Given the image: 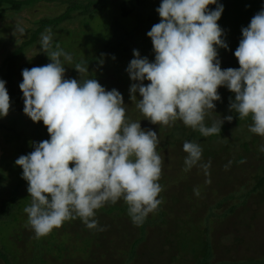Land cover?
<instances>
[{"label": "clouds", "instance_id": "9594fccd", "mask_svg": "<svg viewBox=\"0 0 264 264\" xmlns=\"http://www.w3.org/2000/svg\"><path fill=\"white\" fill-rule=\"evenodd\" d=\"M155 11L160 21L146 33L154 60L133 49L125 69L132 81L129 99L144 119L159 125L179 119L204 137L220 133L233 115L211 127L204 121L208 110L215 111L214 102L221 100L218 88L226 87L234 94L229 111L241 119L251 115L249 131L264 137V6L241 28L233 53L239 67L226 69L221 68L218 51L230 50L226 32L217 23L224 12L219 0H161ZM14 31L25 34L19 25ZM51 31L45 29L40 39V52L51 62L23 69L19 84L23 113L33 122L42 121L49 134L47 140L30 142L33 151L14 162L28 183L31 205L24 208L28 223L37 238L75 217L94 229L98 221L90 218L95 210L123 198L132 222L139 226L161 202L158 135L143 129L141 120L126 118L124 97L117 89L106 90L94 78H66L61 57L71 62L72 56L58 43L53 48ZM106 55L101 54L98 66H103ZM74 69L79 74L89 71L80 63ZM9 110L6 81L0 79V118ZM182 150L188 154L186 170L201 160L198 143L185 141ZM209 166L210 161L201 165Z\"/></svg>", "mask_w": 264, "mask_h": 264}, {"label": "rangeland", "instance_id": "374dc122", "mask_svg": "<svg viewBox=\"0 0 264 264\" xmlns=\"http://www.w3.org/2000/svg\"><path fill=\"white\" fill-rule=\"evenodd\" d=\"M64 1L66 0L37 2L31 8L24 9L19 13L8 12L0 15V68L7 55L19 48L24 39L29 38L33 29L37 28V21L44 17L56 16L64 10ZM117 2L106 3L108 4L107 12L98 15L87 26L82 27V24L76 22L63 24L60 27L64 29L76 28L77 30L73 32L59 31L58 37H55L56 34L51 31L52 43H59L60 48L72 56L71 62L63 61V57H61L65 68H69V72H74L73 68L76 63L74 61L89 58L88 54L91 53L96 54L95 51L99 50L104 42L112 36L113 28L117 32L121 29L134 31L133 49L139 50L142 57L146 56L150 61L154 60L152 42L146 33L160 21V17L150 21L151 19L144 16L151 9L150 5L144 6V12L140 13L135 9L134 13L123 15ZM17 25L25 29L23 36L14 31ZM43 34H46L45 30ZM133 49L123 57L117 55L115 60H110L111 66L108 68L109 75L116 79V73H119L118 76L127 81L125 86L121 85L118 89L122 95L127 93L132 83L125 69L133 59ZM224 50H218L219 57L223 55V52H229V50ZM40 53L39 45L27 48L17 59L16 69L20 68L22 72L25 68L42 66ZM50 62L46 56L44 64ZM4 72V69L0 72V79ZM65 77H67L66 74ZM20 79L22 81V75H20ZM144 83L147 84V81ZM136 95L137 99H140L139 94ZM127 103L125 102V104ZM129 120L136 121V118L130 117ZM0 122L2 124L0 148L3 150L0 160L1 203L12 195L14 187L21 180L22 169L17 166L13 170L12 166L15 165L14 162L20 155H26L33 151L30 146L32 141L27 134L31 135L34 132L33 138H35V131L32 129L33 121L23 112L11 111L6 117L0 118ZM160 127L165 128L164 136H158L163 147L157 148V153L162 158V172L158 181L162 191L157 197L161 201L160 206L158 205L156 210L148 214L144 220L146 224L143 222L137 226L127 219L125 221V226L133 231V238L141 233L144 226L154 222L149 225L147 240L139 247L133 246V241L128 240L127 236L118 230L116 218L106 217L103 206L95 210V215L91 219L104 222L105 232L108 234L104 250L105 252L109 251L110 256L107 259L100 258L97 264H105L106 261V264H127L129 258H133L130 261L131 264H150L149 262L179 264L182 261L186 263L185 256L188 254H192L198 260H201L202 256L209 252L211 254V243L213 244V262L219 259L237 262L259 258L264 253V201L254 199V196L244 200V197L254 194H247L246 191L254 185L252 178L255 171L252 167L254 168L258 164L255 158L248 155L242 165H237L229 156L228 159L226 158V164L222 160H215L211 161L207 169L201 167V164H197L186 170L184 161L181 163L183 150L175 151L172 149L173 146H166L164 142L167 140L164 138L171 135L169 133L170 125L158 124L157 128L160 129ZM235 134L234 129H229L223 138L217 141L216 145L221 146ZM167 148L169 149L165 151ZM226 165L228 167H225ZM17 171L20 175L16 173ZM10 172L12 173L8 175ZM27 187V184L20 187L18 194H26ZM29 198L31 200L30 196ZM20 200L23 199L20 198ZM123 203L126 202L122 198ZM232 209L234 211L225 217L224 214ZM163 213L164 222L160 223L159 220L161 221ZM70 220L72 219L66 220L60 227L54 228L48 235L37 238L28 223V215L19 213L13 223H9L7 220L0 222V249L4 248L10 253H15L18 257L30 259L33 264L38 263L37 258H40L38 256L45 255L48 261H56L54 264H70L66 259L70 256L76 258L74 264H93V260L97 259V256H92V254L97 250L94 248L92 254H88L86 250V246L94 235L93 230L87 228L83 222L82 228H77L80 227L78 221L71 223ZM65 225L67 228L63 229L62 227ZM165 236L166 239L171 236L174 243L168 245L164 239ZM64 247L65 250H63ZM60 251H63L61 254L65 258L64 261L57 257L53 259L54 256H60ZM99 254L101 257L103 251H99ZM179 258H182V261ZM12 262L13 264H27L24 261L12 260ZM0 264H2L1 260Z\"/></svg>", "mask_w": 264, "mask_h": 264}, {"label": "trees", "instance_id": "16d2710c", "mask_svg": "<svg viewBox=\"0 0 264 264\" xmlns=\"http://www.w3.org/2000/svg\"><path fill=\"white\" fill-rule=\"evenodd\" d=\"M52 0H0V15L11 12V13H19L24 9L31 8L37 2H50ZM110 1H118L117 5L121 7L123 15L134 13L133 11L137 9L140 13L144 12V6L150 5L151 9L148 10L147 16L150 21L153 19H157L159 17L158 13L155 9L159 6L161 0H66L64 1V10L56 15V16H48L40 19L37 21V28H34L29 38L24 39L21 43L20 47L16 50L10 52L6 59L2 63V67L0 68V72L4 69L5 72L3 73L1 79L6 81V88L9 93L10 97V110L11 111H18L23 112L24 102H23V94L19 88V84L22 82L20 79L21 69H16V62L17 59L21 56V54L27 49L34 47L35 45L40 46V36L43 34V31L47 28H51L53 33H55V37H58L57 34L59 31H66V32H73L77 30L74 29H64L60 27L63 24H69L71 22H76L82 24V27L87 26L90 21L94 20L98 15L105 14L107 12V5L106 3ZM220 3L224 5V12L222 13L221 19L217 22L226 32V42L229 45V52H223L219 58L221 59V68H238L239 64L237 59L234 56V51L238 47L239 40L241 38V28L246 27L249 23L251 18L264 6V0H219ZM210 9H214L215 5H209ZM143 9V10H141ZM153 15V17H152ZM57 31V33H56ZM135 32L132 30H125L121 29L118 32L115 29H112V36L108 38L102 45V47L95 51L96 54H88L89 58L83 60H76L74 61L75 65L80 63L84 66L88 65V70L84 73H78L74 68V72H69V68L66 69V78H74L77 80L84 81L89 78L96 79L106 90H111L113 88L119 89L122 86H125L127 81L122 80L116 73L117 78L115 79L111 75H109V66H111L110 60H113L111 57L114 55L117 57H123L127 53L131 52L133 49L132 41L134 39ZM57 40V39H56ZM59 44V43H58ZM53 45H56L55 43ZM60 46V44H59ZM101 54H107L103 57L104 64L102 67L98 66V60L101 58ZM40 60L45 65L46 54L40 53ZM109 61V63H107ZM74 65V67H75ZM84 75V76H83ZM119 77V78H118ZM132 82V81H131ZM147 83H150L147 81ZM123 89V88H122ZM218 93L221 96L220 101L214 102L216 104L215 111L208 110L205 116V126L211 127L213 122H218L220 119H223L227 115H233V120L228 122L227 120L224 121L220 133H216L207 137L201 135L198 130H194L191 127L185 126L182 121L179 119L175 122H170V136L167 134V138H164L166 141V146H173V150L182 149V145L185 141L196 142L200 145L202 149V156L201 160L198 164H206L211 163V161L215 160H222L224 163H227V159L230 156L234 163L237 165H242L246 160V156L251 155L255 158L258 164L252 169H254L255 174L253 175L252 181L254 185L246 191L247 194L254 193L248 195V197H244V200H247L249 197L254 196V199L264 201V151H261V147L264 146V137H261L258 134L252 133L249 131V126L253 124L251 119V115L245 118H239V114L235 111H229V103L230 97L234 99V94L231 93L226 87L218 88ZM124 102H128L126 104V118L129 119L130 117L136 118V121H140L141 127L143 129H151L157 133L158 136H164L163 130L165 128L158 129V124H152L150 120L145 119L142 113L136 108L134 102L129 99V90L127 93L123 94ZM135 115V116H134ZM34 126L32 129L35 131V138L34 132L32 134H27L30 136L31 141L41 142L44 140L49 139V134L47 132L46 126L43 125V122H32ZM2 128V124L0 122V129ZM229 129H234L236 134L232 136L229 141L222 143L221 146L216 145L219 139H222L225 133ZM25 133V132H24ZM26 134V133H25ZM163 142V143H164ZM162 148L163 144L160 141L157 148ZM167 148L165 151H167ZM180 155V154H179ZM182 161H184V157L188 154L184 151L181 153ZM184 156V157H183ZM221 158V159H220ZM227 158V159H226ZM13 170L17 168L16 165L12 166ZM12 170V172H13ZM10 172L8 175H10ZM16 173H19L17 171ZM20 175V173H19ZM21 176V175H20ZM6 177V176H5ZM4 177V178H5ZM28 186L27 181L21 178L19 183L14 187L12 195L8 197V199L3 200L0 203V222L7 220L9 223H13L17 219V215L19 213L24 214V208L31 205V200L29 198L28 192L26 194L19 195L18 190L20 187L26 185ZM244 189V187H243ZM20 198L23 200L21 201ZM125 204V206H123ZM122 204V198L118 200L115 204H110L109 202L104 205L103 212L107 218L110 216L115 217L116 219V226L118 230L124 236H127L128 240H132L133 246L139 247L147 240V232L149 225L153 224L150 223L145 228L141 229V233H138L137 237L133 238V231L130 230L127 226H125L126 219L132 222L129 214H128V205L127 203ZM160 206V205H159ZM234 209L228 211V213L224 214L225 217L232 213ZM121 213V214H119ZM27 215V213H25ZM127 217V218H125ZM164 213L161 217V221L164 222ZM91 219V218H90ZM80 227L82 228V220L79 217H75L69 222H77ZM98 221V227L91 229L93 230V236L89 244L86 246V250L88 254H92V250L95 248L97 251L94 252L93 255L97 256L93 260V264H97L99 259H107L110 256V252L104 250L105 246L107 245V233L105 232V224L104 222ZM129 224V223H128ZM144 224H146L144 222ZM86 226V225H85ZM66 229L67 226L65 225L62 227ZM103 228L104 230H99ZM91 231H88L89 233ZM100 232V233H99ZM141 234V236H139ZM167 235V234H166ZM124 238V237H123ZM166 243L170 245L174 243V239L171 236L164 237ZM100 242V243H99ZM109 243V242H108ZM211 254L210 252L207 255H203L201 260L198 258H194L193 255L188 254L185 256L186 263L182 261V258H179L182 262L180 264H264V253L259 258H250L248 260L243 261H228L226 259H219L213 262V244L211 243ZM103 251L101 257L99 256V251ZM134 248V247H133ZM65 250V247L64 249ZM177 251V250H176ZM54 256L62 261L65 260L63 255ZM70 255V254H69ZM37 258L38 263L36 264H54L56 261H48L47 256H38ZM66 259L68 263L74 264L76 258L75 257H67ZM133 258H129L127 264H131ZM0 260L2 264H13L12 260H16L17 262H22L27 264H33L30 259L23 258L21 256L15 255V253H10L6 249H0ZM197 261H199L197 263ZM32 262V263H31ZM105 264L107 263L104 262ZM153 264L152 262H149Z\"/></svg>", "mask_w": 264, "mask_h": 264}, {"label": "water", "instance_id": "95a60500", "mask_svg": "<svg viewBox=\"0 0 264 264\" xmlns=\"http://www.w3.org/2000/svg\"><path fill=\"white\" fill-rule=\"evenodd\" d=\"M2 156H3V150L0 148V160H1Z\"/></svg>", "mask_w": 264, "mask_h": 264}, {"label": "crops", "instance_id": "0c3cea01", "mask_svg": "<svg viewBox=\"0 0 264 264\" xmlns=\"http://www.w3.org/2000/svg\"><path fill=\"white\" fill-rule=\"evenodd\" d=\"M180 264V263H179Z\"/></svg>", "mask_w": 264, "mask_h": 264}]
</instances>
